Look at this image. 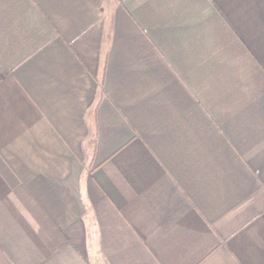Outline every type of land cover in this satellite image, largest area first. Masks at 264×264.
<instances>
[{"label": "crops", "instance_id": "1", "mask_svg": "<svg viewBox=\"0 0 264 264\" xmlns=\"http://www.w3.org/2000/svg\"><path fill=\"white\" fill-rule=\"evenodd\" d=\"M0 264H264V0H0Z\"/></svg>", "mask_w": 264, "mask_h": 264}]
</instances>
